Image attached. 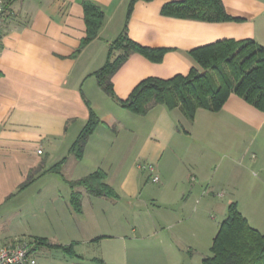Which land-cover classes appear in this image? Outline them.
Segmentation results:
<instances>
[{"label": "crops", "instance_id": "1", "mask_svg": "<svg viewBox=\"0 0 264 264\" xmlns=\"http://www.w3.org/2000/svg\"><path fill=\"white\" fill-rule=\"evenodd\" d=\"M84 1L6 0L0 30V244L43 237L51 244L99 245L74 264H155L160 256L173 263L186 260L179 233L168 221L178 217V206L197 214L207 208L226 211L214 194L225 185L234 194V150H241V160L249 154L250 163L264 170V113L236 94L217 112L198 108L192 121L163 104L145 114L122 107L92 73L123 29L130 0H88L103 11L105 21L98 37L76 52L86 32ZM166 1L137 0L132 6L128 36L168 50L158 62L131 52L111 78L118 98L125 99L145 77L186 74L197 66L189 54L197 46L224 38H251L264 46V0H222L238 19L221 22L165 15ZM91 110L100 122L77 159L69 149ZM64 157L61 173L51 171ZM139 162L152 163L159 175L148 191L164 201L150 205L168 211H156L155 220L139 226L110 227L119 220L108 209L149 204L143 194L150 177ZM98 168L117 197L94 196L78 187L82 210L77 213L69 203L67 180ZM31 171L34 179L20 188ZM47 249L33 247L35 258Z\"/></svg>", "mask_w": 264, "mask_h": 264}, {"label": "trees", "instance_id": "2", "mask_svg": "<svg viewBox=\"0 0 264 264\" xmlns=\"http://www.w3.org/2000/svg\"><path fill=\"white\" fill-rule=\"evenodd\" d=\"M130 0L123 29L108 45L106 60L92 74L98 85L122 107L136 114H145L152 106L163 104L169 110L179 108L192 121L198 108L219 111L231 94L264 113V46L251 38H224L197 46L189 50L197 66L186 74H175L170 78L148 76L140 80L125 99L118 98L112 86V76L131 52H138L149 60L158 62L168 48H154L141 45L127 34V21L134 2ZM149 1V0H145ZM85 36L76 52L97 38L105 21V14L93 2L84 1ZM161 12L165 15L196 19L207 22H221L238 19L225 10L222 0H168ZM100 122L94 111L71 144L69 152L81 159L88 137ZM66 157L54 164L50 170L61 173V165ZM106 173L96 169L75 180H67L70 187L69 203L80 213L81 192L94 196L116 198L117 193L105 181ZM34 179V171L29 173L20 188ZM98 239V238H96ZM35 248L40 246L58 247L74 254L73 244H51L48 239H32ZM210 254L202 257V264H264V231L251 225L240 211L236 200L227 205L224 218L218 224L209 248ZM101 264H104L102 260Z\"/></svg>", "mask_w": 264, "mask_h": 264}, {"label": "rangeland", "instance_id": "3", "mask_svg": "<svg viewBox=\"0 0 264 264\" xmlns=\"http://www.w3.org/2000/svg\"><path fill=\"white\" fill-rule=\"evenodd\" d=\"M240 151V149L233 151V153L236 155V158H233V162L230 163L231 171L233 172L230 180L235 183L236 187L234 194L229 192L231 190L228 189L226 185L225 187L221 186L220 189L216 190V194H214V200L220 203L221 208L224 205L227 206L229 201L236 200L239 204L238 207L240 211H244L246 213L244 215L248 220H250L251 225L257 228L259 231H264V170H260L259 167L255 165L253 166L250 163L252 159L248 156L249 154L246 155L245 159L241 160ZM220 162L223 163L222 160ZM144 171H147L150 177V172L146 169H144ZM149 181L150 182L147 183L146 191L143 194V198L147 201V204H149L145 206L144 204L136 205V203H134V205L126 206V204L121 203L117 204L111 210L108 209L109 212L112 211L115 213L113 216L119 220V222H116L114 225H110L108 223L110 227L139 226L140 222H150L151 218H153L157 212L160 214L161 212L168 211V208L164 209L162 206L161 209L157 211L150 205L152 202L157 203L158 201L161 203V201L164 200L153 198V196L150 194L152 192L148 190L155 188L157 183L152 182L151 178ZM184 201L185 199H181L179 203L183 204ZM176 210L178 217L172 218L168 221V223L170 225L173 224L172 226L174 233H179V249L181 250L182 254H184L183 256H186V260H179V262L177 261L173 263L167 257L160 256L158 257L160 260L155 264H202V257L204 255L210 254L209 248L212 238L217 231L218 224L225 216L224 213H226L227 207L226 211L223 213L217 208L213 210L207 208L204 210V212H200L199 214L194 212L192 207L180 209V206H178ZM108 224L102 226H108ZM25 240H28L31 244H33V247H35L32 239ZM72 244L75 255L66 253L58 247H52L38 254L37 263L74 264L76 261L81 260V255H93V250L97 251V248L99 249V245H92L93 243L72 242ZM139 249H141L142 252H149L150 248L140 247ZM173 259L176 260V257ZM141 262H143V260H141ZM147 264L149 263L147 262ZM151 264H153V262Z\"/></svg>", "mask_w": 264, "mask_h": 264}, {"label": "built area", "instance_id": "4", "mask_svg": "<svg viewBox=\"0 0 264 264\" xmlns=\"http://www.w3.org/2000/svg\"><path fill=\"white\" fill-rule=\"evenodd\" d=\"M6 0H0V30L3 26ZM1 49V41H0ZM41 152V150H39ZM140 169H146L150 172L152 182L159 181V175L154 173L152 163L139 162ZM37 259L33 254V244L24 238H18L11 243L0 244V264H36Z\"/></svg>", "mask_w": 264, "mask_h": 264}]
</instances>
